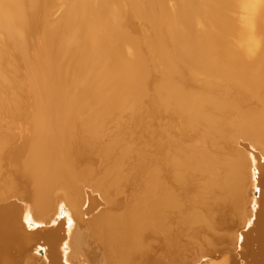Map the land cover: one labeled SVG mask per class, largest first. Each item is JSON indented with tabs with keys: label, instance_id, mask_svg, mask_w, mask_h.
I'll list each match as a JSON object with an SVG mask.
<instances>
[{
	"label": "bare ground",
	"instance_id": "1",
	"mask_svg": "<svg viewBox=\"0 0 264 264\" xmlns=\"http://www.w3.org/2000/svg\"><path fill=\"white\" fill-rule=\"evenodd\" d=\"M0 32L32 64L0 99V264H201L235 234L208 264H241L244 228L264 264V0H0Z\"/></svg>",
	"mask_w": 264,
	"mask_h": 264
},
{
	"label": "rangeland",
	"instance_id": "2",
	"mask_svg": "<svg viewBox=\"0 0 264 264\" xmlns=\"http://www.w3.org/2000/svg\"><path fill=\"white\" fill-rule=\"evenodd\" d=\"M28 2V0H26ZM53 19H51L52 21ZM50 21V22H51ZM54 22V20L52 21ZM57 27L58 26H54ZM55 29V28H54ZM0 49L2 48L3 51H0V99L2 98H10V97H22L27 98L30 95V92L32 91L29 81H28V70L31 71L32 64L30 63L29 57H25L22 52H19L18 48L15 47L14 41H12L9 37H7L4 33L1 34L0 32ZM43 35L40 32H36L35 34H29L28 39L25 43L27 50L31 53L32 56H34V52H36V41L42 40ZM73 46V44H72ZM73 48V47H72ZM79 50V49H77ZM80 51V50H79ZM65 57L62 61H60V58L62 55H58V60H56V66L59 67L61 71H63L65 68L68 72H72L74 75V81L71 86L78 85L80 81V74H78V68L75 65L73 67L72 62H67V55L69 50H65ZM78 51H75V53ZM74 53V52H73ZM79 54L76 53L74 55ZM30 55V54H29ZM28 55V56H29ZM43 60L42 61L40 60ZM41 59H39V62L37 64V69L41 71H48L52 72V68L56 67L55 64H50V57L44 56ZM81 59V57H80ZM77 59L80 64H82V60ZM40 63V65H39ZM57 68V67H56ZM86 71V69H84ZM149 91V90H148ZM152 94V92H150ZM148 95H151V94ZM86 192L90 194L89 189H86ZM92 197H94V201H92L91 204H89L88 200L82 207L83 212L88 211V214L83 215L85 220H92L108 209L106 203L102 200V197L97 192L92 193ZM243 228V225L241 226ZM225 233L229 231V227L226 229H223ZM246 230L245 232H248L247 236V242L242 241V246L245 247L244 253L245 259L247 256H249L252 253V250L257 248V245L254 244V236L255 233L252 231V229H242ZM232 233V229H230ZM227 242L224 243H218V247L212 251L210 254H207L206 256H202L198 263L201 264H208L212 261H217L226 255L232 256V261H235L237 259L236 253H232L231 251H227V249H235V242H236V234L231 236ZM35 245L31 247L34 248ZM47 246V244L45 245ZM228 247V248H227Z\"/></svg>",
	"mask_w": 264,
	"mask_h": 264
},
{
	"label": "water",
	"instance_id": "3",
	"mask_svg": "<svg viewBox=\"0 0 264 264\" xmlns=\"http://www.w3.org/2000/svg\"><path fill=\"white\" fill-rule=\"evenodd\" d=\"M257 194H258V191H257ZM44 250H45L44 247H40L39 250H38V253L39 254H43ZM240 262H241V264H254L253 255H250V257L245 258V259L242 258L240 260Z\"/></svg>",
	"mask_w": 264,
	"mask_h": 264
},
{
	"label": "snow or ice",
	"instance_id": "4",
	"mask_svg": "<svg viewBox=\"0 0 264 264\" xmlns=\"http://www.w3.org/2000/svg\"><path fill=\"white\" fill-rule=\"evenodd\" d=\"M242 239V238H241Z\"/></svg>",
	"mask_w": 264,
	"mask_h": 264
}]
</instances>
